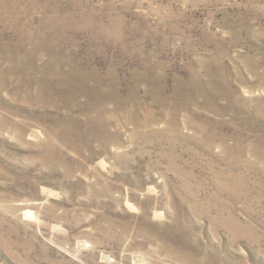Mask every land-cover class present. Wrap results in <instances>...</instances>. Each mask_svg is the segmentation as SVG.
I'll use <instances>...</instances> for the list:
<instances>
[{"label":"rangeland","instance_id":"1","mask_svg":"<svg viewBox=\"0 0 264 264\" xmlns=\"http://www.w3.org/2000/svg\"><path fill=\"white\" fill-rule=\"evenodd\" d=\"M0 264H264V0H0Z\"/></svg>","mask_w":264,"mask_h":264}]
</instances>
